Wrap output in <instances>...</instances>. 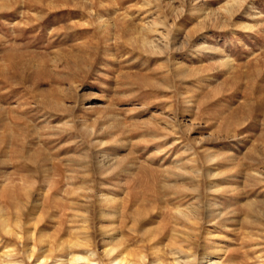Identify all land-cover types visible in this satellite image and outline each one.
<instances>
[{
    "label": "rangeland",
    "instance_id": "1",
    "mask_svg": "<svg viewBox=\"0 0 264 264\" xmlns=\"http://www.w3.org/2000/svg\"><path fill=\"white\" fill-rule=\"evenodd\" d=\"M120 259L264 264V0H0V264Z\"/></svg>",
    "mask_w": 264,
    "mask_h": 264
},
{
    "label": "bare ground",
    "instance_id": "2",
    "mask_svg": "<svg viewBox=\"0 0 264 264\" xmlns=\"http://www.w3.org/2000/svg\"><path fill=\"white\" fill-rule=\"evenodd\" d=\"M79 258H76V259H73L71 262H74L75 260H78ZM126 259H120L118 260L119 261V264H128L129 261H125Z\"/></svg>",
    "mask_w": 264,
    "mask_h": 264
}]
</instances>
